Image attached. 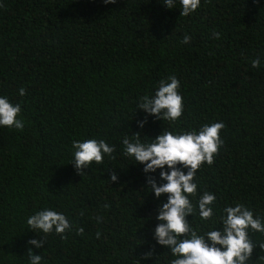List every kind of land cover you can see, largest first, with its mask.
Returning <instances> with one entry per match:
<instances>
[{
  "label": "trees",
  "instance_id": "1",
  "mask_svg": "<svg viewBox=\"0 0 264 264\" xmlns=\"http://www.w3.org/2000/svg\"><path fill=\"white\" fill-rule=\"evenodd\" d=\"M163 3L0 0V97L20 105L24 122L22 131L0 126V264H31L29 249L41 264L179 258L154 239L167 195L155 198L147 177L164 183L161 169L145 174L124 154V137L134 141L136 133L148 144L163 130L198 132L222 122L224 143L212 165L197 169L186 219L205 238L223 230L225 207L243 204L264 223V0H200L187 17L180 16V0L172 9ZM172 75L180 81L181 117L160 120L139 110L140 98L154 96ZM88 139L115 151L81 176L72 164L73 142ZM113 171L117 182L110 181ZM204 192L216 197L211 220L199 215ZM45 209L65 215L71 228L62 234L31 228L28 218ZM248 237L255 247L245 264H264V232L249 227ZM33 239L43 247L29 244Z\"/></svg>",
  "mask_w": 264,
  "mask_h": 264
},
{
  "label": "clouds",
  "instance_id": "2",
  "mask_svg": "<svg viewBox=\"0 0 264 264\" xmlns=\"http://www.w3.org/2000/svg\"><path fill=\"white\" fill-rule=\"evenodd\" d=\"M105 4H114L116 0H104ZM168 9L174 7V0H164L163 3ZM182 11L180 16H189L195 12L200 0H180ZM213 38L219 39V33H213ZM191 41L190 36H185L183 43ZM260 60L252 61V67L258 68ZM180 81L175 75L169 76L167 80L159 82L155 95H147L140 98L138 109L148 115L155 116L160 120L176 121L183 112V98L179 94ZM19 94L25 95V89H20ZM21 112L19 104H12L6 97H0V126L15 128L22 131L24 122L18 119ZM147 119L138 122L143 128ZM225 127L222 122L204 125L198 132L189 131L182 134H173L172 131L163 130L162 134L156 137L152 143H142L140 133L132 135L130 140L126 135L123 139L124 154L134 157L136 163L144 165V173L160 171V180L164 183L158 184L154 176L147 177V185L155 198L167 195V202L158 208L156 219L160 221L154 231V239L159 245L170 248L171 253L179 258L173 259L171 264H245L251 257L255 245L248 237L249 227L257 232H264V223L259 217L254 218L253 212L243 204L234 207H225L223 212L226 218L222 217L223 230H210L205 236H200L191 228L187 217L193 212V205L189 200L197 191V184L193 182L197 169L202 163L212 165L214 155L218 153L223 145L219 133ZM73 165L77 174L83 176L84 169L89 168L92 162L101 164L104 154H111L115 151L114 146L104 140L88 139L83 142L74 141ZM182 165L187 173L178 167ZM167 166L168 171H164ZM118 177L113 171L110 175L111 182H117ZM216 197L214 194L204 192L198 202L199 215L202 220H211ZM99 219V217H98ZM27 223L31 228L42 230L48 234L55 229L57 234L65 233L71 228L65 215L53 210L45 209L28 218ZM84 229L77 230L82 235ZM190 234V238L188 237ZM97 233V238H99ZM185 237L178 239V237ZM63 238V237H62ZM29 244L36 248L43 247V241L30 240ZM219 246V247H218ZM264 249V244L260 245ZM28 255L31 264H41L42 257L33 255L29 249ZM151 253L146 255V259Z\"/></svg>",
  "mask_w": 264,
  "mask_h": 264
}]
</instances>
